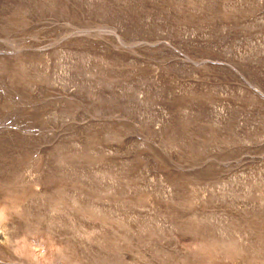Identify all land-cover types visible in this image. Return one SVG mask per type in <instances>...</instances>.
Returning <instances> with one entry per match:
<instances>
[{
  "label": "rangeland",
  "instance_id": "1",
  "mask_svg": "<svg viewBox=\"0 0 264 264\" xmlns=\"http://www.w3.org/2000/svg\"><path fill=\"white\" fill-rule=\"evenodd\" d=\"M0 264H264V0H0Z\"/></svg>",
  "mask_w": 264,
  "mask_h": 264
}]
</instances>
